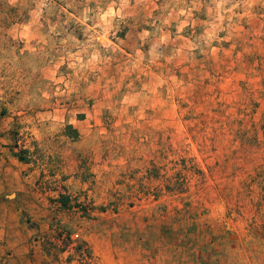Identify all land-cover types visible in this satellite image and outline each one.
Masks as SVG:
<instances>
[{
  "label": "rangeland",
  "instance_id": "rangeland-1",
  "mask_svg": "<svg viewBox=\"0 0 264 264\" xmlns=\"http://www.w3.org/2000/svg\"><path fill=\"white\" fill-rule=\"evenodd\" d=\"M2 118L66 197L42 223L70 264L75 231H216L211 261L264 264V0H0Z\"/></svg>",
  "mask_w": 264,
  "mask_h": 264
},
{
  "label": "crops",
  "instance_id": "crops-1",
  "mask_svg": "<svg viewBox=\"0 0 264 264\" xmlns=\"http://www.w3.org/2000/svg\"><path fill=\"white\" fill-rule=\"evenodd\" d=\"M10 128L8 120L0 119V242L10 251L0 264H70L67 251L59 254L51 247L61 231L45 229L42 223L60 202L52 206L39 191L36 170L19 159L26 156L12 145ZM33 221L37 225L32 226ZM214 232L75 231V235L90 248L91 264H196L195 257L199 264H220L211 261L217 245Z\"/></svg>",
  "mask_w": 264,
  "mask_h": 264
},
{
  "label": "trees",
  "instance_id": "trees-1",
  "mask_svg": "<svg viewBox=\"0 0 264 264\" xmlns=\"http://www.w3.org/2000/svg\"><path fill=\"white\" fill-rule=\"evenodd\" d=\"M67 128L70 129V130L71 129L74 130V132L78 135V131H77V129L73 128V125L69 124V125H67ZM19 159L22 160V161H27L28 162V158L27 157H24L22 155H19ZM59 201L62 204H66L67 201H66L65 195L61 194L60 197H59Z\"/></svg>",
  "mask_w": 264,
  "mask_h": 264
}]
</instances>
